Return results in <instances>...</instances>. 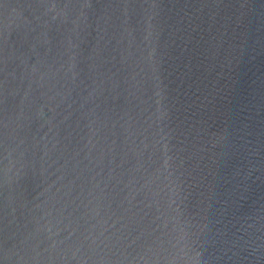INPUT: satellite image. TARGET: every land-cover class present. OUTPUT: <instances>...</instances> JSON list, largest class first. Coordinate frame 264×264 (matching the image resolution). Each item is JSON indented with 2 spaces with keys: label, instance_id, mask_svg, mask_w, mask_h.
<instances>
[{
  "label": "water",
  "instance_id": "1",
  "mask_svg": "<svg viewBox=\"0 0 264 264\" xmlns=\"http://www.w3.org/2000/svg\"><path fill=\"white\" fill-rule=\"evenodd\" d=\"M0 264H264V0H0Z\"/></svg>",
  "mask_w": 264,
  "mask_h": 264
}]
</instances>
